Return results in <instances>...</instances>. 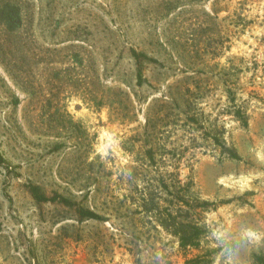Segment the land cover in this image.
Masks as SVG:
<instances>
[{"label": "rangeland", "instance_id": "374dc122", "mask_svg": "<svg viewBox=\"0 0 264 264\" xmlns=\"http://www.w3.org/2000/svg\"><path fill=\"white\" fill-rule=\"evenodd\" d=\"M0 155V264H264V0H0ZM160 180L216 205L199 249Z\"/></svg>", "mask_w": 264, "mask_h": 264}, {"label": "trees", "instance_id": "16d2710c", "mask_svg": "<svg viewBox=\"0 0 264 264\" xmlns=\"http://www.w3.org/2000/svg\"><path fill=\"white\" fill-rule=\"evenodd\" d=\"M17 9L13 10L15 15ZM140 79L142 73H138ZM236 120L242 122L244 126L248 125V122L241 110L234 112ZM218 146L228 154V159L240 160V156L237 150L232 146L227 147L224 143L216 140ZM149 160L154 163L153 152L150 151ZM0 162L2 157L0 155ZM155 164V163H154ZM176 184V183H173ZM193 183L188 182L183 186H176L166 183L164 180H160L158 188H144L141 192V200H143L142 208L149 214H155L156 223L169 235L173 236L178 241L179 248L182 250L187 249H199L201 243L207 234L206 224L196 216L197 211L207 212L208 210L215 209L216 205L208 201L200 200L191 193V187ZM163 188V191L167 195V199L159 197L158 192L154 195V190ZM31 193L33 198L38 202H57V197L48 198L41 194L38 187H31ZM62 203L71 206L70 201L61 199ZM164 204V205H163ZM81 216L87 219L103 220V218L92 211L83 210L80 211Z\"/></svg>", "mask_w": 264, "mask_h": 264}]
</instances>
